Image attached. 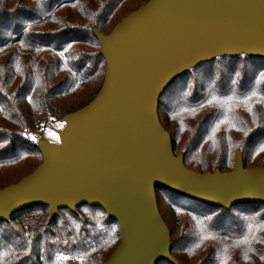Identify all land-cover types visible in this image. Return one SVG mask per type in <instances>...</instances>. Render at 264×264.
I'll list each match as a JSON object with an SVG mask.
<instances>
[{"label": "trees", "instance_id": "obj_1", "mask_svg": "<svg viewBox=\"0 0 264 264\" xmlns=\"http://www.w3.org/2000/svg\"><path fill=\"white\" fill-rule=\"evenodd\" d=\"M146 1L0 0V188L41 162L35 143L48 119L99 90L105 60L93 28L110 32ZM158 116L192 171H230L237 151L244 167H264V58L216 57L192 68L161 95ZM155 193L177 264H264L263 203L227 210ZM49 215L36 205L0 221V264H105L119 243L118 223L100 208Z\"/></svg>", "mask_w": 264, "mask_h": 264}, {"label": "water", "instance_id": "obj_2", "mask_svg": "<svg viewBox=\"0 0 264 264\" xmlns=\"http://www.w3.org/2000/svg\"><path fill=\"white\" fill-rule=\"evenodd\" d=\"M105 60L95 96L63 115L58 142L39 139L41 162L0 188V221L36 205L102 209L120 240L105 264H177L155 193L161 187L224 209L264 204V167L199 173L175 155L159 98L183 74L216 57L264 58V0H147L108 33L93 28Z\"/></svg>", "mask_w": 264, "mask_h": 264}, {"label": "rangeland", "instance_id": "obj_3", "mask_svg": "<svg viewBox=\"0 0 264 264\" xmlns=\"http://www.w3.org/2000/svg\"><path fill=\"white\" fill-rule=\"evenodd\" d=\"M59 119L58 120L48 119L41 127V130H38L39 131L38 140L45 139L46 141L53 143L58 142L57 130L61 129L64 126V123L60 122ZM162 201L165 202L166 199L163 197Z\"/></svg>", "mask_w": 264, "mask_h": 264}, {"label": "snow or ice", "instance_id": "obj_4", "mask_svg": "<svg viewBox=\"0 0 264 264\" xmlns=\"http://www.w3.org/2000/svg\"><path fill=\"white\" fill-rule=\"evenodd\" d=\"M213 99H215V98H213ZM244 99H245V100H247V99H248V97H247V96H245V97H244ZM59 258L63 259V258H65V257H62V256H61V257H59Z\"/></svg>", "mask_w": 264, "mask_h": 264}]
</instances>
